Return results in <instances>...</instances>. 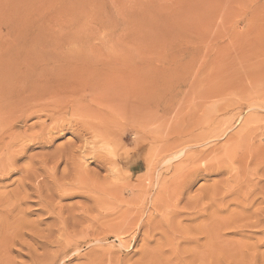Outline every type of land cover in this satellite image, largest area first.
<instances>
[{"label": "rangeland", "instance_id": "1", "mask_svg": "<svg viewBox=\"0 0 264 264\" xmlns=\"http://www.w3.org/2000/svg\"><path fill=\"white\" fill-rule=\"evenodd\" d=\"M0 264H264V0H0Z\"/></svg>", "mask_w": 264, "mask_h": 264}, {"label": "bare ground", "instance_id": "2", "mask_svg": "<svg viewBox=\"0 0 264 264\" xmlns=\"http://www.w3.org/2000/svg\"><path fill=\"white\" fill-rule=\"evenodd\" d=\"M124 238V237H123Z\"/></svg>", "mask_w": 264, "mask_h": 264}]
</instances>
